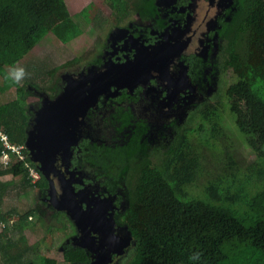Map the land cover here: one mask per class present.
<instances>
[{"label": "trees", "instance_id": "1", "mask_svg": "<svg viewBox=\"0 0 264 264\" xmlns=\"http://www.w3.org/2000/svg\"><path fill=\"white\" fill-rule=\"evenodd\" d=\"M59 1L0 0V14L9 4L0 16V75L7 73L4 63L16 65L50 33L66 43L82 35L80 22L69 18L60 23L53 14ZM106 1L117 24L132 16L135 0ZM92 10L90 5L79 18L102 30L106 21L91 19ZM220 33L227 40L222 52L225 68L232 71L231 81L211 102L199 106L191 124L178 131L158 158L143 153L126 179L129 201L123 221L130 237L126 264H264V0H242L230 29ZM26 70L29 76L17 86L21 97L28 88H38L39 75L56 73V69L29 66ZM57 81L51 78L48 90H55ZM11 85L5 82L2 91ZM224 116L256 156L253 162L239 167ZM0 128L12 144L25 145L29 115L10 105L0 116ZM25 151L23 162L13 161L6 169L0 162V226L4 228L0 264H45L44 258L29 255L32 247L24 236L26 230L43 226L36 205L25 212L4 207L8 195L37 188L45 193L48 187L38 164ZM2 154L0 143V159ZM90 154L87 160L98 163L104 152L93 145ZM28 164L40 172V182H32ZM9 176L12 180H2ZM60 215L57 212L55 217ZM11 226L13 233H20L18 238L7 230ZM193 252L201 253L199 261L189 260ZM64 256L68 264L89 260L84 249L71 243H66Z\"/></svg>", "mask_w": 264, "mask_h": 264}, {"label": "flooded vegetation", "instance_id": "2", "mask_svg": "<svg viewBox=\"0 0 264 264\" xmlns=\"http://www.w3.org/2000/svg\"><path fill=\"white\" fill-rule=\"evenodd\" d=\"M241 1L135 0V13L131 12L132 16L120 24L116 22L96 62L72 72L76 76L82 71L101 73L109 65L122 67L123 63L134 60H155L144 78H135L127 85L126 80L120 81L110 89L111 93L116 92L115 96L110 94L97 100L96 107L88 112L77 132L80 142L73 148V155L67 159L62 150L56 162L57 177L61 182L73 184L84 208L90 207L97 213L105 209L106 219L114 222L115 230L124 238L129 236L123 221L129 201L126 187L129 172L149 149L163 151L196 115L199 106L211 102L223 91L221 73L229 72L230 68L224 66L227 58L221 56L217 61L213 57L220 49L223 51L227 40L220 31L230 29L241 9ZM62 79L63 85L58 88L57 84L55 99L66 88L64 75ZM155 124L158 126L153 127ZM109 128H113L114 136L99 135ZM123 130L129 131L126 144L132 142L133 147H118V133ZM150 134L161 141L159 146L149 144L148 147L145 140ZM93 145L108 149L107 153L100 154L98 163L87 160L92 156ZM104 161L108 163L103 165ZM70 223L73 224L71 220ZM76 236L75 227L70 236L72 245L83 242L80 238L73 240ZM128 247L129 243L122 249L125 253L122 256L114 254L111 264H118V258L127 256ZM80 248L89 257L86 264H91L93 252Z\"/></svg>", "mask_w": 264, "mask_h": 264}, {"label": "rangeland", "instance_id": "3", "mask_svg": "<svg viewBox=\"0 0 264 264\" xmlns=\"http://www.w3.org/2000/svg\"><path fill=\"white\" fill-rule=\"evenodd\" d=\"M90 5L93 6V10L90 13L91 19H94V17L97 16L106 21L102 30H100V28L97 29V27L94 26V22L87 24L83 18H79L81 12ZM134 6L135 5L132 6L133 13L136 11ZM8 8L9 4H7L4 10L1 11L0 16L5 15ZM52 11L60 23L68 20L69 18H74L77 22H80L83 33L79 36V38L68 43L61 40L55 34L50 33L34 45V47L22 60H20L19 63H16V65L24 67L25 69L28 66L44 70L56 69V73L53 76L48 74L39 75L37 79H35V81L39 84L38 88H28L24 96H20V93L17 91L18 85L14 84L11 85L9 90L3 92L2 88L6 81L4 76L0 75V116L2 113L7 111L10 105H14L29 115V124L33 123L35 118L34 113L39 110L38 107H41L38 105L40 101H43L45 97L55 99L53 97H55L57 93V88L53 91L48 90L50 79H57L59 88L60 85H63L62 77L65 73L72 74L74 70L81 69L83 66L91 67L96 62V57L102 51L108 35L112 29H114V26H116V20L111 9L108 7L106 0H61L57 3L55 8L52 9ZM221 56H223L222 49L217 51L213 58L220 61ZM223 57V59H225V54ZM3 66L6 72H8L11 67L6 63H4ZM30 72H32V70ZM229 72L231 71L229 70ZM229 72L221 73L224 85L231 81V73ZM23 81L20 85H22ZM211 92H213V90H211ZM40 104H42V102ZM142 110L143 109H141V111ZM190 124L191 121H188L186 126ZM224 125L225 128H227L228 134L231 136V140H233L236 144L235 151L238 157L239 167L253 162L256 156L245 146V142L237 134L235 126L231 124L227 116H224ZM157 126L158 124H155L153 127ZM1 130L3 129L1 128ZM103 131L99 133L101 137H111L115 135L113 128ZM129 135L130 133L127 130H123L121 133H118V147L124 146L131 148L134 146V143L132 142L126 144ZM145 141H147L148 147L151 145L159 146L161 143V141L158 140L154 134L147 136ZM196 142L197 139H195V143ZM103 152L104 154L107 153L108 149H104ZM161 152V148L149 149L147 151V156L158 158ZM209 154L210 153H208V155ZM0 161H2V158ZM132 164L133 161H131L130 165ZM119 167L121 168L122 166L120 165ZM2 180L7 182L12 180V178L9 176L7 178H3ZM15 181H19V179H15ZM47 198L48 196H45V193L39 192L38 188L37 190H27L26 192L19 194V196L13 194L8 195L4 201V207L6 211L14 207L19 209L21 212H25L29 205H36L42 218L44 219V222L43 226L41 225L38 229H28L24 232V236L27 237L28 243L32 247L29 255L44 258L45 264H68L65 262V246L66 243H71L69 233L72 231L75 232V227L74 229H71L69 225L70 220L66 217V215L63 214L59 217H55V214L58 211H53L55 209L47 205ZM66 225L68 226V229H65ZM3 229V226H0V233L3 232ZM7 230H10V234L13 238H18L20 236V233L18 232L13 233L14 231L12 226L7 228ZM123 230L124 227H122V231ZM122 240L123 247H125L127 243L130 244L129 236L125 238L123 236ZM123 254L125 253L118 254L117 256H122ZM128 258L129 257L126 256L124 258H118V264L128 263Z\"/></svg>", "mask_w": 264, "mask_h": 264}, {"label": "water", "instance_id": "4", "mask_svg": "<svg viewBox=\"0 0 264 264\" xmlns=\"http://www.w3.org/2000/svg\"><path fill=\"white\" fill-rule=\"evenodd\" d=\"M152 64L155 60H134L123 63L122 67L109 65L101 73L82 71L78 76L65 74V90L56 99L44 98L33 123H30L32 128L27 131L25 146L30 159L38 164L48 182L47 205L70 217L77 229L73 240L80 238L83 241L74 245L93 252L91 264H111L114 254L123 253V237L115 230L114 222L106 219L105 209L97 213L90 207L84 208L73 184L61 182L57 177L56 162L62 150L67 159L73 155V148L80 142L77 132L88 112L96 107L97 100L101 96H115L116 92L111 93L110 89L120 81L126 80L127 85L135 78H144Z\"/></svg>", "mask_w": 264, "mask_h": 264}, {"label": "built area", "instance_id": "5", "mask_svg": "<svg viewBox=\"0 0 264 264\" xmlns=\"http://www.w3.org/2000/svg\"><path fill=\"white\" fill-rule=\"evenodd\" d=\"M0 143L3 146V154L1 157L2 161L0 162L5 169L10 167L13 161L23 162L25 159H27V155L25 151L26 146L12 144L8 134H6L4 130H1V128H0ZM28 168L32 182L34 184L40 182L41 180L40 172L34 167H31L29 164H28Z\"/></svg>", "mask_w": 264, "mask_h": 264}, {"label": "clouds", "instance_id": "6", "mask_svg": "<svg viewBox=\"0 0 264 264\" xmlns=\"http://www.w3.org/2000/svg\"><path fill=\"white\" fill-rule=\"evenodd\" d=\"M29 76V73L24 67L13 65L10 67L9 71L5 74V81L10 82L14 85H20L23 80H25ZM201 258L200 252H193L189 257L190 261L196 262Z\"/></svg>", "mask_w": 264, "mask_h": 264}, {"label": "crops", "instance_id": "7", "mask_svg": "<svg viewBox=\"0 0 264 264\" xmlns=\"http://www.w3.org/2000/svg\"><path fill=\"white\" fill-rule=\"evenodd\" d=\"M7 178V177H6Z\"/></svg>", "mask_w": 264, "mask_h": 264}]
</instances>
